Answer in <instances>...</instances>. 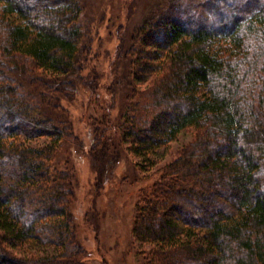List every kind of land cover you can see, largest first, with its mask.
Instances as JSON below:
<instances>
[{"label": "trees", "instance_id": "obj_1", "mask_svg": "<svg viewBox=\"0 0 264 264\" xmlns=\"http://www.w3.org/2000/svg\"><path fill=\"white\" fill-rule=\"evenodd\" d=\"M161 1L127 52L128 78L149 84L131 87L120 136L149 168L182 132L192 140L140 194L142 264H264V0ZM82 13L78 0H0V264H87L73 173L53 164L81 139L42 106L52 90L38 98L21 82L37 81L35 66L75 84L90 51ZM116 59L106 89L128 85ZM107 123L93 119L81 141L93 160L107 154Z\"/></svg>", "mask_w": 264, "mask_h": 264}, {"label": "rangeland", "instance_id": "obj_2", "mask_svg": "<svg viewBox=\"0 0 264 264\" xmlns=\"http://www.w3.org/2000/svg\"><path fill=\"white\" fill-rule=\"evenodd\" d=\"M78 1L83 6L81 20L88 35L86 46L90 50L86 53L87 59H82L81 77L66 87L50 73L32 65L34 70H38L35 74L37 81L30 84L28 79L22 78L27 81L21 82L29 94H36L38 98L45 90H52L53 94L43 97V102L39 99L42 106L45 105L47 113L67 120L73 136L86 144L92 139L93 119L108 120V148L103 152L107 151V154L100 156V161L98 158L93 160L83 150L81 141L74 142V138L60 144L53 164L73 173L74 196L70 206L78 239L86 249L87 264H142L143 256L132 233L140 194L143 190L148 191L158 176L154 170L169 163L181 147L192 140L191 131L182 132L168 148L162 150V159H158L157 165L149 168L145 167L142 158L127 149L128 143L120 136V122L129 102L131 87L144 88L149 84L143 74L139 78H128L131 58L127 52L133 44L135 30L162 1ZM121 49L122 55L117 60ZM115 59L118 61V81L124 80L128 85L122 86L121 83L119 86L116 82L117 85L114 83L111 89H106L114 80L111 62ZM100 103H110V113L105 106L100 108ZM116 119L118 123H114ZM48 141L49 138L42 137L31 142L40 145Z\"/></svg>", "mask_w": 264, "mask_h": 264}]
</instances>
